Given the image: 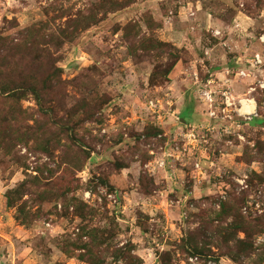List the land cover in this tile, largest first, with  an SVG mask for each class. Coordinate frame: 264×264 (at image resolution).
I'll return each mask as SVG.
<instances>
[{
    "label": "rangeland",
    "instance_id": "obj_1",
    "mask_svg": "<svg viewBox=\"0 0 264 264\" xmlns=\"http://www.w3.org/2000/svg\"><path fill=\"white\" fill-rule=\"evenodd\" d=\"M260 1L262 7L259 0H0V37L20 46L29 29L54 34L57 45L41 64L58 71L40 95L46 114L30 94L20 102L32 134L0 150V264H88L62 250L90 244V230L106 240L98 247L105 264H124L111 254L129 249L142 264H264V232L240 255L236 241L245 235L226 243L232 218L219 215L236 198L242 216L264 222V184L257 179L264 173V131L233 113L232 122L209 119L200 101L192 117L186 103L178 105L180 96L198 100L185 80L193 52L225 37L257 42L264 32ZM236 16L252 27H235ZM147 20L157 27L152 32ZM131 27L177 49L181 59L169 81L162 77L168 54L141 47ZM29 58L18 55L6 69L0 61V80H15L20 69L37 72L27 67ZM196 67L203 79V64ZM154 101L160 105L151 109ZM190 127L197 144L178 139L165 147ZM164 133L168 138L158 139ZM175 145L178 158H165V148ZM9 193L14 207H7ZM73 200L90 214L77 213Z\"/></svg>",
    "mask_w": 264,
    "mask_h": 264
},
{
    "label": "trees",
    "instance_id": "obj_2",
    "mask_svg": "<svg viewBox=\"0 0 264 264\" xmlns=\"http://www.w3.org/2000/svg\"><path fill=\"white\" fill-rule=\"evenodd\" d=\"M258 7H262V2L260 0ZM131 28L132 30L129 32H134V36L139 38L141 47L146 50L157 49L168 54V57L172 60V62L166 66V70L162 73V77L166 79V81H169L171 71L175 67L176 63L181 59L177 49H173V47L167 43L159 41L155 42L152 38H145L139 35V32H135L133 29L134 27ZM147 28L152 32L153 29L157 27L153 25L152 20H147ZM126 30H128V28ZM52 35L54 34L40 36L37 32L29 29L25 35L27 41L20 46L13 44V42H9L7 37H0V61L5 62L3 68H8L9 63L18 58V55L29 53L30 58L28 61L30 63L27 67L29 70H38L35 73H27L20 69L18 72L19 76H17L15 80H13V78L8 80V77L4 82L0 80V150L6 149L13 141L23 142L32 134L31 129H26L24 127L25 121H27L28 118H24L25 115L20 109L21 100L25 99L28 94L35 98L34 100L40 107L41 113L46 114V111L44 110V103L42 102V97L40 95L42 92L46 93L52 88V82L54 81L58 71L53 72V68L51 70L42 66L41 59L43 57L45 59L48 58L52 44L57 45V38H53ZM34 37L35 39L30 41V39ZM36 38H39V40H36ZM40 71L42 74V80L39 86V76L37 74ZM23 74H30L31 76L26 77ZM257 100L260 105L264 101V97L257 98ZM183 117L186 118V116ZM262 124L264 125V120ZM257 179H259L260 183L264 184V173L262 176H257ZM10 195L11 194L9 193L6 196L7 207H14V202H12ZM231 202L232 203H225L221 205L219 215L232 218V222L229 226H227V228L230 230L229 232L233 234L227 238L226 243L234 240L237 233H243L245 235L244 240L236 241L237 246H241L238 252L240 255H243L252 249L253 237L264 232V222L260 218L242 216L239 209L241 200L232 198ZM72 204L75 206V211L81 216H85L91 212L87 206L77 200H73ZM28 221L29 220L23 221V224H28ZM87 236L91 239V242H89L90 244L72 243L63 248V253L69 258L76 257L79 261L88 264H105V258L102 255L103 253L98 250V247L106 245L105 238H99L96 235L95 230H90L87 233ZM94 244L96 245L94 246ZM192 248H195V246L193 245ZM77 250H85V252L75 255L74 251ZM106 251H108V249ZM130 252L131 249L124 253L114 251L111 255L115 260L124 261V264H142V261L139 258L132 256Z\"/></svg>",
    "mask_w": 264,
    "mask_h": 264
},
{
    "label": "crops",
    "instance_id": "obj_3",
    "mask_svg": "<svg viewBox=\"0 0 264 264\" xmlns=\"http://www.w3.org/2000/svg\"><path fill=\"white\" fill-rule=\"evenodd\" d=\"M235 19V27H240L244 31L253 25V21L248 19L241 18L240 22L237 21V19H240L239 16H236ZM209 28L218 30V27L213 24H210ZM254 41L255 39L246 41L243 45L242 43L239 44L238 40L234 41L229 37H225L223 40L210 42L205 45L203 47L204 53L200 55H195L197 53L193 51L196 49L193 48V45L192 47L190 46V51L194 54L191 61L192 69L187 72L185 80L189 81V88L197 89L198 100L196 99L195 103L191 99L185 102V97L180 96L178 105L183 106L186 103L192 117L193 114L199 113L198 110L200 108L208 109V104L202 98L201 93L228 89L236 99H248L250 105L253 104V110L248 113L251 115L249 123H254V129L264 131V125L262 124L264 120V101L259 105L257 100V98L264 97V89L260 88V84H264V67H253L251 64L253 54L261 52L260 45ZM216 49L221 51V53L214 57L213 53ZM200 62L205 68L201 71L205 73L203 74V79L198 78L200 70L196 67V64L198 65ZM193 67H195V70ZM240 72L244 73L243 77L238 75ZM194 76L195 78H193ZM199 101L201 102L199 107H201L198 109L197 105L200 103ZM250 124L241 126L240 128H245ZM228 127H233V125L229 123Z\"/></svg>",
    "mask_w": 264,
    "mask_h": 264
},
{
    "label": "built area",
    "instance_id": "obj_4",
    "mask_svg": "<svg viewBox=\"0 0 264 264\" xmlns=\"http://www.w3.org/2000/svg\"><path fill=\"white\" fill-rule=\"evenodd\" d=\"M215 35H218L219 32L215 31ZM257 42L261 47V52L254 53L251 59V64L253 67H264V32L261 33L258 38ZM239 76L243 77L244 73L240 72L238 74ZM260 88L264 89V84H260ZM219 92L221 102L219 103V112L222 115L221 117L216 115V112L214 109L217 110V107L215 105V95L217 94L216 91H205L202 94V98L204 101L208 104V118L209 119H217L221 118L222 120H232V113L238 115L240 118H242L245 121L251 120V115L248 113H241L240 110L244 107V103L250 105V101L248 99H236L232 94L229 92L228 89L217 91ZM169 103V102H168ZM167 103V104H168ZM151 109H156L159 107V101L158 102H150L149 103ZM232 122V121H231ZM232 124V123H231ZM195 128H188L187 130L181 131L177 135L175 134L174 139L171 140L168 138V136L164 134L158 135V139H162L164 137H167V142L164 143L165 147H168L171 141H176L179 139L180 142L184 143V145L187 146H193L197 144L198 139L196 136ZM180 137V138H179ZM157 139V138H156ZM179 152L178 146L175 145V147H169L168 149L165 148L163 152V156L165 158H178L175 156V153ZM164 158V159H165ZM164 165V160H162L159 164V166Z\"/></svg>",
    "mask_w": 264,
    "mask_h": 264
},
{
    "label": "bare ground",
    "instance_id": "obj_5",
    "mask_svg": "<svg viewBox=\"0 0 264 264\" xmlns=\"http://www.w3.org/2000/svg\"><path fill=\"white\" fill-rule=\"evenodd\" d=\"M253 105V104H252ZM252 105H248L244 103V107L240 110L241 113H249L252 111Z\"/></svg>",
    "mask_w": 264,
    "mask_h": 264
},
{
    "label": "water",
    "instance_id": "obj_6",
    "mask_svg": "<svg viewBox=\"0 0 264 264\" xmlns=\"http://www.w3.org/2000/svg\"><path fill=\"white\" fill-rule=\"evenodd\" d=\"M183 124H186L185 120H181Z\"/></svg>",
    "mask_w": 264,
    "mask_h": 264
}]
</instances>
